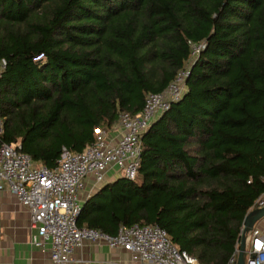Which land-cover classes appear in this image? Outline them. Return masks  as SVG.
<instances>
[{"label":"trees","instance_id":"trees-1","mask_svg":"<svg viewBox=\"0 0 264 264\" xmlns=\"http://www.w3.org/2000/svg\"><path fill=\"white\" fill-rule=\"evenodd\" d=\"M1 59L0 145L50 168L189 69L136 177L104 182L78 224H156L202 264L228 263L264 193V0H0Z\"/></svg>","mask_w":264,"mask_h":264},{"label":"built area","instance_id":"built-area-1","mask_svg":"<svg viewBox=\"0 0 264 264\" xmlns=\"http://www.w3.org/2000/svg\"><path fill=\"white\" fill-rule=\"evenodd\" d=\"M204 47L205 43L195 45L193 54H199ZM6 66L7 60L1 59L0 75ZM189 74L187 68L180 70L166 89L148 94L140 112L121 114L118 127L122 133L118 139L113 140L108 131L98 129L96 140L85 150L71 152L64 147L55 168L36 164L22 150L21 141L1 144L0 230L2 192L7 189L29 210L31 243L48 250L54 264H68L74 251L86 241L121 248L143 264H202L180 250L167 230L156 224H122L117 234L78 224L84 202L82 193L89 182L103 184L112 168L120 175L136 177L143 134L173 102L183 98ZM2 126L0 119V133ZM254 205L264 206V193ZM239 251L240 241L227 264H238ZM246 264H264V232L257 225L248 234Z\"/></svg>","mask_w":264,"mask_h":264},{"label":"crops","instance_id":"crops-1","mask_svg":"<svg viewBox=\"0 0 264 264\" xmlns=\"http://www.w3.org/2000/svg\"><path fill=\"white\" fill-rule=\"evenodd\" d=\"M122 131L117 126L108 131L111 139L116 140ZM121 176L116 168L107 172L105 182ZM101 185L89 182L82 193L85 201ZM264 232V228H261ZM32 229L27 207L22 205L15 194L9 190L2 192V212L0 230V264H54L48 250H42L31 243ZM68 264H143L134 261L129 252L121 248H111L106 244L86 241L77 248Z\"/></svg>","mask_w":264,"mask_h":264},{"label":"water","instance_id":"water-1","mask_svg":"<svg viewBox=\"0 0 264 264\" xmlns=\"http://www.w3.org/2000/svg\"><path fill=\"white\" fill-rule=\"evenodd\" d=\"M263 218H264V206L254 208L245 216L244 227L240 238V251L238 255V264H246L248 234L256 226V224Z\"/></svg>","mask_w":264,"mask_h":264},{"label":"rangeland","instance_id":"rangeland-1","mask_svg":"<svg viewBox=\"0 0 264 264\" xmlns=\"http://www.w3.org/2000/svg\"><path fill=\"white\" fill-rule=\"evenodd\" d=\"M256 225H257V227L260 228V229H261L262 227L264 228V219L260 220ZM261 230H262V229H261Z\"/></svg>","mask_w":264,"mask_h":264}]
</instances>
